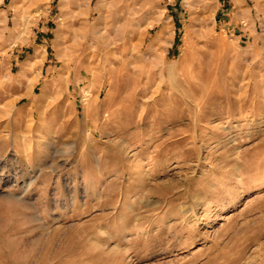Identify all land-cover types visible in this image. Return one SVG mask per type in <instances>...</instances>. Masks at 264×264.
Listing matches in <instances>:
<instances>
[{
  "label": "rangeland",
  "instance_id": "1",
  "mask_svg": "<svg viewBox=\"0 0 264 264\" xmlns=\"http://www.w3.org/2000/svg\"><path fill=\"white\" fill-rule=\"evenodd\" d=\"M113 1L0 0V264H264V0Z\"/></svg>",
  "mask_w": 264,
  "mask_h": 264
},
{
  "label": "bare ground",
  "instance_id": "2",
  "mask_svg": "<svg viewBox=\"0 0 264 264\" xmlns=\"http://www.w3.org/2000/svg\"><path fill=\"white\" fill-rule=\"evenodd\" d=\"M64 1H65V0H64ZM114 1H115V0H114ZM114 1H113V2H114ZM237 1H239V0H237ZM237 1H236V2H237ZM70 3H71L72 6H75V5H76V0H70ZM112 4H115V5H116V2H114V3H112ZM238 4H240V2H239ZM110 6H111V5H110ZM42 56H43V55H42ZM37 60H38V59H37ZM36 62H37V61H36ZM216 86H217V85H216ZM227 95H228V94H227ZM220 104H221V103H220ZM196 108H197V107H196ZM200 108H201V107H200ZM202 110H203V109H201V111H202ZM196 113H197V112H196ZM192 114H194V113H192ZM199 115L202 117L201 113H200ZM203 117H204V116H203ZM219 117H220V116H219ZM193 118L195 119L194 116H193ZM193 118H192V119H193ZM197 119H199V117H198ZM200 119H201V118H200ZM196 122H197V121H196ZM192 123H194V122H192ZM196 124H197V123H196ZM179 125H180V124H179ZM231 125H232V124H231ZM168 130H169V129H168ZM227 130H229V129H227ZM230 130H232V128H231ZM232 131H233V130H232ZM182 133H183V131H182ZM188 133H189V132H188ZM172 134H173V133H172ZM192 137H193V136H192ZM183 140H184V139H183ZM182 142H183L182 140H181V142L179 141V143H182ZM148 143H149V142H148ZM161 143H162V142H161ZM151 144H152V142H151ZM183 144H184V143H183ZM186 145H187V144H186ZM157 147H158V145H157ZM161 147H162V146H161ZM161 147H160V148H161ZM263 160H264V159H263ZM246 164H247V163H246ZM251 165H252V164H251ZM242 167H244V166H242ZM249 168H250V167H249ZM243 169H244V168H243ZM234 170H235V172L237 171V169H234ZM234 170H233V171H234ZM245 170H247V168H246ZM233 171H232V172H233ZM238 171H239V169H238ZM235 172H233V173H235ZM241 172H242V169H241ZM228 173H229V172H228ZM233 173H232V174H233ZM242 173H243V172H242ZM230 174H231V173H230ZM235 174H237V173H235ZM241 175H242V174H241ZM232 176H233V175H232ZM238 176H239V175L237 174V177H238ZM263 177H264V176H263ZM239 178H241V177H239ZM239 178H237V179H239ZM243 180H244V179H242V180L240 181L241 184L243 183V182H242ZM259 180H260V179H258V181H259ZM251 181H252V180H250L249 183H250ZM255 182H256V181H254V184H255ZM260 183H261V181H260ZM262 183H263V182H262ZM262 183H261V184H262ZM241 184H240V185H241ZM257 184L259 185V183H256V185H257ZM243 185H244V183H243ZM248 186H250V185H248ZM141 187H142V186H141ZM236 187H237V186H236ZM257 187H258V186H256V188H257ZM252 188H254V187H252ZM234 189H236V188H234ZM240 189H241V188H240ZM257 190H260V189H257ZM238 191H239V190H238ZM135 192H139V191H136V190H135ZM148 192H150V191H148ZM142 194H143V192H142ZM144 194H146V193H144ZM157 194H160V193L157 191V188H153V189L151 190V194H147V195H148V196H149V195H150V196H151V195H156V196H157ZM154 197H155V196H154ZM159 197H160V196H159ZM164 197H165V196H164ZM236 198H238V197L236 196L234 199H236ZM142 199H143V198H142ZM198 199H199V198H197V200H198ZM197 200H196V205H197ZM141 201H142V200H140V202H141ZM150 201H151V200H150ZM150 201H148V202H150ZM145 202H146V201H145ZM193 202H194V201H193ZM212 202H214V201H212ZM154 204H155V203H154ZM212 205L214 206L215 203L212 204L211 201L209 200V201L206 202V204L203 205V206H205V207L207 208V211L210 212L209 210L212 209V208H211ZM140 206H141V205H140ZM152 206H153V205H152ZM167 207H168V206H167ZM205 207H204V208H205ZM154 208H155V207H154ZM161 208H162V207H161ZM171 208H172V207H171ZM195 208H196V207H195ZM195 208H194V210H196ZM157 209H158V208H157ZM191 209H192V208H191ZM202 209H203V208H202ZM198 210H199V209H198ZM203 210H205V209H203ZM188 211H189V210H188ZM205 211H206V210H205ZM191 212H192V210H191ZM195 212H196V211H195ZM206 213H207V212H206ZM188 214H189V213H188ZM190 214H191V213H190ZM196 214H197V212H196ZM207 214H208V213H207ZM192 216H193V215H192ZM205 216H206V215H205ZM194 217H195V215H194ZM198 217H199V216H198ZM163 218H165V215H164ZM191 218H193V217H191ZM196 218H197V217H196ZM196 218H195V219H196ZM201 218H202V217H201ZM203 218H204V217H203ZM198 219H199V218H198ZM183 220H184V219H183ZM188 220H190V219H188ZM185 221H186V220H185ZM183 222H184V221H183ZM187 222H188V221H187ZM184 223H185V222H184ZM193 224H194V223H193ZM197 224H198V223H197ZM176 227H177V226H176ZM163 229H165V228H163ZM167 230H168V228H167ZM170 230H171V228H170ZM194 230H195V229H194ZM140 232H141V231H140ZM172 232H174V231H172ZM161 233H163V232H161ZM168 233H170V232H168ZM190 233H191V232H190ZM193 233H194V232H193ZM143 234H144V233H143ZM147 234H148V233H147ZM163 234H164V233H163ZM163 234H162V235H163ZM164 235H165V234H164ZM166 235H167V234H166ZM148 236H149V235H148ZM191 236H193V234H192ZM162 237H163V236H162ZM162 237H161V238H162ZM193 237H194V236H193ZM195 237H196V235H195ZM195 237H194V238H195ZM141 238H142V237H141ZM163 238H164V237H163ZM163 238H162V239H163ZM138 239H140V237H138ZM190 240H191V239H190ZM132 241H133V240H132ZM136 241H137V240H136ZM136 241H135V242H136ZM164 241H165V240H164Z\"/></svg>",
  "mask_w": 264,
  "mask_h": 264
}]
</instances>
